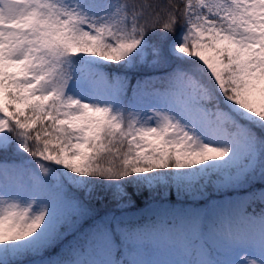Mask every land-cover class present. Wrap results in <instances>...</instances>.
Listing matches in <instances>:
<instances>
[{"label":"snow or ice","instance_id":"6c2138e0","mask_svg":"<svg viewBox=\"0 0 264 264\" xmlns=\"http://www.w3.org/2000/svg\"><path fill=\"white\" fill-rule=\"evenodd\" d=\"M0 264H264V0H0Z\"/></svg>","mask_w":264,"mask_h":264},{"label":"trees","instance_id":"16d2710c","mask_svg":"<svg viewBox=\"0 0 264 264\" xmlns=\"http://www.w3.org/2000/svg\"><path fill=\"white\" fill-rule=\"evenodd\" d=\"M133 199L136 200L137 203L135 204L134 207H132L130 209V211L137 210V209H140L142 207H146V206H149L151 204L158 202V200H154L151 196H149V194L147 192L141 194L140 196H133ZM170 199L173 201L175 200L173 195L170 197ZM95 209L100 214H103L105 212H117V211H119L111 203H109L107 201L97 202L95 204ZM152 218H153V216L150 217L149 219H147V218H143V219H145V221H147V220H150Z\"/></svg>","mask_w":264,"mask_h":264},{"label":"rangeland","instance_id":"374dc122","mask_svg":"<svg viewBox=\"0 0 264 264\" xmlns=\"http://www.w3.org/2000/svg\"><path fill=\"white\" fill-rule=\"evenodd\" d=\"M173 197L175 198L174 195H173ZM161 207H167V205L161 206ZM158 209H160V208H158L157 205L153 204V205H150L149 207L145 208L142 211L130 212L128 214H129V216L135 218L136 220L143 221L142 216L149 217V216L153 215V211L158 210Z\"/></svg>","mask_w":264,"mask_h":264}]
</instances>
